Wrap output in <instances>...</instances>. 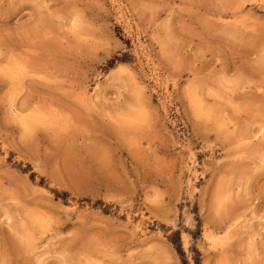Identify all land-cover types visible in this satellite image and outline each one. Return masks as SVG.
<instances>
[{
  "label": "rangeland",
  "instance_id": "obj_1",
  "mask_svg": "<svg viewBox=\"0 0 264 264\" xmlns=\"http://www.w3.org/2000/svg\"><path fill=\"white\" fill-rule=\"evenodd\" d=\"M196 258L264 264V0H0V264Z\"/></svg>",
  "mask_w": 264,
  "mask_h": 264
},
{
  "label": "trees",
  "instance_id": "obj_2",
  "mask_svg": "<svg viewBox=\"0 0 264 264\" xmlns=\"http://www.w3.org/2000/svg\"><path fill=\"white\" fill-rule=\"evenodd\" d=\"M64 193H66V192H64ZM177 233H178V231H177ZM196 263H197V264H200V258H199V259L196 258Z\"/></svg>",
  "mask_w": 264,
  "mask_h": 264
},
{
  "label": "bare ground",
  "instance_id": "obj_3",
  "mask_svg": "<svg viewBox=\"0 0 264 264\" xmlns=\"http://www.w3.org/2000/svg\"><path fill=\"white\" fill-rule=\"evenodd\" d=\"M196 107H197V105H196ZM196 107H195V108H196ZM198 109H200V107H199ZM196 110H197V108H196ZM197 111H198V110H197ZM25 119H26V118H25ZM30 119H31V118H30ZM28 122H29V121H28ZM30 122H31V121H30ZM32 123H33V122H32ZM28 124H29V123H28ZM30 125H31V124H30ZM30 125H29V126H30Z\"/></svg>",
  "mask_w": 264,
  "mask_h": 264
}]
</instances>
